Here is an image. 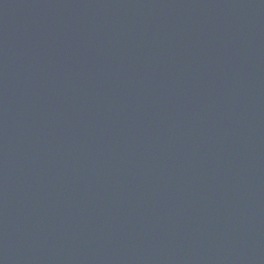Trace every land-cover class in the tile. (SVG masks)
<instances>
[{"label":"water","instance_id":"1","mask_svg":"<svg viewBox=\"0 0 264 264\" xmlns=\"http://www.w3.org/2000/svg\"><path fill=\"white\" fill-rule=\"evenodd\" d=\"M0 264H264V0H0Z\"/></svg>","mask_w":264,"mask_h":264}]
</instances>
